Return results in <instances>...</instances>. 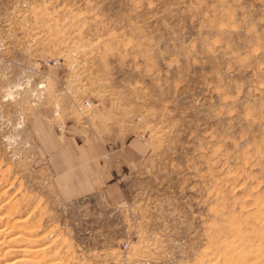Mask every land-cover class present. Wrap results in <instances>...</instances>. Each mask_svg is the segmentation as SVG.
<instances>
[{"label": "rangeland", "instance_id": "1", "mask_svg": "<svg viewBox=\"0 0 264 264\" xmlns=\"http://www.w3.org/2000/svg\"><path fill=\"white\" fill-rule=\"evenodd\" d=\"M0 232L25 264H264V0H0Z\"/></svg>", "mask_w": 264, "mask_h": 264}, {"label": "bare ground", "instance_id": "2", "mask_svg": "<svg viewBox=\"0 0 264 264\" xmlns=\"http://www.w3.org/2000/svg\"><path fill=\"white\" fill-rule=\"evenodd\" d=\"M261 203H262V202H261ZM18 210H19V209H18ZM21 220H22V219H21ZM17 221H18V220H17ZM8 223H9V222H8ZM14 223H15V222H14ZM12 224H13V222H12ZM6 225H7V224H6ZM13 227H14V230H15L16 232H18L19 229L16 230V227H15V226H13ZM19 227H20V226H19ZM11 228H12V227H11ZM11 228H10V229H11ZM3 229H4V228H3ZM5 229H6V227H5ZM24 229H25V228H23V230H24ZM28 229H29V228H28ZM3 231H4V230H3ZM7 231H8V230H7ZM29 231H30V230H29ZM5 232H6V231H5ZM16 232H13L14 235H13L12 233H9V232H8V233H9V236H10V235H13V236H12V240H14L15 242H14V241H11V240H8V241H9V242H10V241H11V242H14L13 244H16V239H19L20 235H22V234H20V235H15ZM27 232H28V231H27ZM3 233H4V232H0V234H3ZM19 233H20V232H18V234H19ZM4 234H5V233H4ZM6 235H8V234H6ZM0 236H1V235H0ZM1 237H2V236H1ZM3 237H4V235H3ZM24 237H25V236H24ZM6 238H7V237H6ZM0 239H2V238H0ZM3 239H4V238H3ZM36 239H37V238H36ZM1 241H2V240H1ZM3 241H5V239H4ZM3 241H2V242H3ZM23 242H24V241L22 240V241H21V244H22ZM29 242H30V241H29ZM38 242H39V241H38ZM17 243L19 244L20 241L17 242ZM18 244H17V245H18ZM21 244H20V245H21ZM0 245H2V244H0ZM8 245H9V244H8ZM34 245H35V244H34ZM234 245H235V244H234ZM3 246H4V244H3ZM20 247H21V246H20ZM36 247H37V246H36ZM26 248H27V247H26ZM26 248H23V249L19 248L20 250H22V253H23L22 255H28V254H29L30 251L27 250ZM0 249H1V248H0ZM9 249H10V248H9ZM33 249H34V248H33ZM240 250H241V249H240ZM6 251H7V250H5V252H6ZM3 252H4V251H3ZM5 252H4L3 255H2V254L0 255V256H3V258H2L1 261L4 260L3 263L1 262L2 264H7V263L9 262V260L14 256V255H12L11 257H9V256L11 255V252L7 251L6 254H5ZM16 252H17V251H16ZM20 252H21V251H20ZM31 252H32V251H31ZM236 252H237V251H236ZM45 253H46V252H45ZM254 253H255V252H254ZM251 254H253V252H251ZM31 255H32V254H31ZM249 255H250V254H249ZM253 255H254V254H253ZM20 256H21V255H20ZM20 256H19V257H20ZM28 256H29V255H28ZM33 256H35V255H33ZM8 257H9L10 259H9ZM24 257H25V256H24ZM38 257H39V256H38ZM250 257H252V256H250ZM13 258H14L16 261H12V260H11V262H9L8 264H23V263H24V260H23L21 257H20L21 260H20V258H19V260H17V259H16V256H14ZM28 258H29V257H28ZM253 258H254V257H253ZM253 258H251V259H253ZM255 258H257V257H255ZM255 258H254V259H255ZM8 259H9V260H8ZM14 259H13V260H14ZM31 259H32V258H31ZM247 259H248V258H247ZM37 261H38V260H37ZM37 261H36V262H37ZM254 261H255V260H254ZM6 262H7V263H6ZM24 264H25V263H24Z\"/></svg>", "mask_w": 264, "mask_h": 264}]
</instances>
